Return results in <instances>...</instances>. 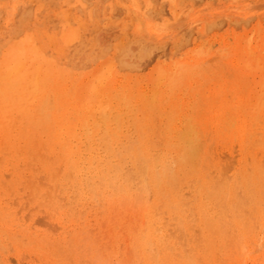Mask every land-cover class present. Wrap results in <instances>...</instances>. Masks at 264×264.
Returning a JSON list of instances; mask_svg holds the SVG:
<instances>
[{
    "label": "rangeland",
    "instance_id": "374dc122",
    "mask_svg": "<svg viewBox=\"0 0 264 264\" xmlns=\"http://www.w3.org/2000/svg\"><path fill=\"white\" fill-rule=\"evenodd\" d=\"M263 5L0 0V58L10 55L0 69V118H8L0 119V264H264ZM95 35L103 51L68 64ZM130 41L143 44L142 58L121 65L119 48Z\"/></svg>",
    "mask_w": 264,
    "mask_h": 264
},
{
    "label": "bare ground",
    "instance_id": "6f19581e",
    "mask_svg": "<svg viewBox=\"0 0 264 264\" xmlns=\"http://www.w3.org/2000/svg\"><path fill=\"white\" fill-rule=\"evenodd\" d=\"M31 1V0H30ZM157 1L158 0H148V2H149V4H156L157 3ZM237 1V0H236ZM249 1V0H248ZM261 1V0H260ZM245 2H246V0H245ZM251 2V1H250ZM248 3V2H247ZM255 3V2H254ZM254 3H252V4H254ZM133 4V3H132ZM173 4V3H172ZM237 4V3H236ZM236 4H235V6H236ZM263 4V3H262ZM9 5V4H8ZM13 5V4H12ZM12 5H10L9 7H12ZM174 5V4H173ZM255 5V4H254ZM254 5H251L250 7L252 8V10H254ZM256 5H257V3H256ZM259 5H260V3H259ZM7 6V5H6ZM128 7H129V5H127ZM264 6V5H263ZM134 7V6H133ZM233 7V6H232ZM257 7V6H256ZM237 8V7H236ZM236 8H233V9H236ZM248 7H244L243 9L245 10V9H247ZM137 9V8H136ZM232 9V8H231ZM230 9V10H231ZM241 10H242V7L240 8ZM249 9V8H248ZM247 9V10H248ZM264 9V8H263ZM10 10V9H9ZM68 10V9H67ZM66 10V11H67ZM152 10H153V8L151 7V12H152ZM196 10H198V9H196ZM200 10H201V8H200ZM229 10V11H230ZM237 10V9H236ZM255 10H256V8H255ZM254 10V11H255ZM11 11V10H10ZM12 11H14V10H12ZM11 11V12H12ZM222 11H224V10H222ZM243 11V10H242ZM254 11H252V12H254ZM263 11V10H262ZM10 12V13H11ZM200 12V11H199ZM202 12V11H201ZM200 12V13H201ZM207 12V11H206ZM208 12H210V11H208ZM207 12V13H208ZM214 12V11H213ZM217 12V11H216ZM225 12H228V11H225ZM59 13V12H58ZM139 13V12H138ZM199 13V14H200ZM229 13V12H228ZM227 13V14H228ZM238 14H239V12H237ZM245 13V12H244ZM255 13H257V12H255ZM260 13V12H259ZM262 13V12H261ZM60 14V13H59ZM194 14V13H193ZM198 14V13H197ZM246 14V13H245ZM253 15H254V13H252ZM258 14V13H257ZM51 15V14H50ZM63 14H61L60 16H62ZM64 15H65V13H64ZM63 15V16H64ZM66 15H69V12H68V14H66ZM108 15V14H107ZM139 15H140V13H139ZM233 15V14H232ZM6 16H8V15H6ZM11 16V15H10ZM59 15H58V17H60ZM181 16V15H180ZM51 17H52V15H51ZM66 17V19H67V16H64V18ZM126 17V16H125ZM191 17H192V15H191ZM134 18H136V17H134ZM134 18H132L131 19V21L134 19ZM180 18L182 19V17H177V21L178 20H180ZM5 19V18H4ZM4 19H3V21H4ZM76 19V18H75ZM80 19V18H79ZM126 19V18H125ZM196 19V18H195ZM1 20V19H0ZM9 20H10V18H9ZM8 20V21H9ZM12 20V19H11ZM134 20H136V19H134ZM189 20V19H188ZM81 21V20H80ZM80 21H79V23H80ZM174 21V20H173ZM172 21V22H173ZM6 22H7V20H6ZM82 22V21H81ZM171 22V23H172ZM248 22V21H247ZM1 23V22H0ZM10 23V22H9ZM38 23V22H37ZM186 23V22H185ZM230 23V22H229ZM235 24H237V22L235 23ZM248 24V23H247ZM5 25H6V23H5ZM31 25V24H30ZM170 25V24H169ZM172 25L173 24H171L170 26H171V28H172ZM233 25V24H232ZM245 25V24H244ZM82 26V25H81ZM5 27V26H4ZM83 27V26H82ZM111 27V26H110ZM37 28V27H36ZM139 28H140V26H139ZM2 29H5V28H3L2 27ZM26 30H27V28H25ZM41 29V28H40ZM84 29V28H83ZM181 29H183V27L181 28ZM172 29H170L169 31H171ZM42 31V30H41ZM127 31V30H126ZM146 31V30H145ZM150 31V30H149ZM158 31V30H157ZM168 31V30H167ZM168 31V32H169ZM180 31V30H179ZM254 31V30H253ZM139 32H140V30H139ZM162 32V31H161ZM28 34V33H27ZM47 34V33H46ZM154 34H156V33H154ZM161 34H163V33H161ZM166 34V33H165ZM173 34V33H172ZM0 35H1V33H0ZM158 35H160V33L158 34ZM4 35H2V37H3ZM49 36V35H48ZM162 36V35H161ZM160 36V37H161ZM6 37V36H5ZM129 37V36H128ZM159 37V38H160ZM13 38H15V37H13ZM51 38V37H50ZM88 38H89V36H88ZM159 38H157L158 40H159ZM47 39H49V38H47ZM52 39V38H51ZM54 39V38H53ZM39 40V39H38ZM49 41H50V39H49ZM53 41V40H52ZM139 42V43H138ZM16 43V42H15ZM133 44H136L137 45V48H138V50H137V52H134V49H133ZM121 45H123V44H121ZM2 46L3 45H0V49H2ZM58 46V45H57ZM17 47H18V45H17ZM57 48V47H56ZM59 48H61V47H59ZM58 49V48H57ZM24 50V49H23ZM53 50V49H52ZM61 50V49H60ZM63 50V49H62ZM65 50V49H64ZM1 51V50H0ZM33 52H35L36 50H35V48H33V50H32ZM74 51V53H73V55H69V56H67V60H68V64H70V65H75V63H76V59L77 60H80V58H82V56H85L86 58H89L92 54H94L95 52H97V53H101L102 51H103V46H102V42H101V39H100V37H99V35L98 36H94L93 37V39L91 40V42H82V45L79 47V48H77V49H75V50H73ZM21 52V51H20ZM143 52H144V46H143V44L142 43H140V41H134V42H128V43H126V44H124L123 46H121L120 48H119V62H120V64L121 65H125V66H134L133 64H134V62L135 61H137L138 59H140V58H142V55H143ZM157 52V51H156ZM240 52H244V53H246L247 51L245 50V49H242V50H240ZM248 54H251V55H253V52H251V51H249V52H247ZM160 54V53H159ZM19 55H20V53H19ZM113 55H115V54H113ZM9 57H10V55L9 54H7V52H5V53H3L2 54V56H1V58H0V69H6L7 67H8V65H9ZM65 57H63L62 59H64ZM217 59V58H216ZM44 61V60H43ZM42 61V62H43ZM217 61V60H216ZM49 62V61H48ZM29 63V62H28ZM263 64H264V62H262ZM25 64V63H24ZM44 64H46L45 62H44ZM44 64H43V66H44ZM58 64H59V62H58ZM87 64V63H86ZM32 65L33 64H31V66L29 67V69L28 70H25L24 72H23V79L21 80L20 78V80L21 81H23V83H26V84H30L31 83V75H33V72H31L32 71ZM253 65V64H252ZM251 65V66H252ZM52 68V67H51ZM20 69V66L17 68V71ZM23 70V69H22ZM16 71V72H17ZM15 72V73H16ZM19 73H21V71L19 72ZM14 75V74H13ZM17 75H18V73H17ZM41 75V74H40ZM103 76V73H100L96 78H101ZM11 77V76H10ZM13 77H15V76H13ZM143 77V76H142ZM133 78V77H132ZM138 78V77H137ZM13 79V78H12ZM124 79V78H123ZM122 80V79H121ZM109 81H111L110 79H109ZM9 82V81H8ZM11 82V81H10ZM16 82H18V81H16ZM60 82V81H59ZM124 82V81H123ZM1 83V82H0ZM13 83V82H12ZM19 84H20V82H18ZM62 83V82H61ZM69 83V82H68ZM103 83V82H102ZM117 83H119L118 81H117ZM10 84V83H9ZM54 84V83H53ZM66 84V83H65ZM16 85V84H15ZM15 85H13V86H15ZM22 86L24 85V84H21ZM39 85H41V84H39ZM52 85V84H51ZM17 86V85H16ZM19 86V85H18ZM59 86V85H58ZM10 87V86H9ZM117 87H118V85H117ZM127 87V86H126ZM143 87H144V85H143ZM11 88V87H10ZM14 88V87H13ZM18 88V87H17ZM19 89V88H18ZM29 89V88H28ZM28 89H27V91H28ZM146 89V88H145ZM9 90V89H8ZM11 90V89H10ZM120 90V89H119ZM144 90V89H143ZM189 90V89H188ZM12 91H14V90H12ZM21 91V90H20ZM39 91V90H38ZM49 91H50V89H49ZM48 91V92H49ZM96 88L95 87H91L90 88V90H89V92L91 93V94H96ZM11 92V91H10ZM15 92H16V90H15ZM51 92H52V90H51ZM124 92H127V91H124ZM144 92V91H143ZM4 93V92H3ZM9 93V92H8ZM20 93H22V92H20ZM38 93V92H37ZM120 93V92H119ZM12 94H13V92H12ZM16 94V93H15ZM14 94V95H15ZM56 94V93H55ZM1 95V94H0ZM17 95V94H16ZM39 95V94H38ZM48 95V94H47ZM130 95V94H129ZM10 96H12L11 94H10ZM31 96V95H30ZM55 96V95H54ZM180 96H181V94H180ZM1 97H3L4 98V95L3 96H1ZM50 97V96H49ZM56 97V96H55ZM69 97H70V95H69ZM183 97V96H182ZM11 98V97H10ZM39 98V97H38ZM64 98V97H63ZM1 99V98H0ZM54 99V98H53ZM137 99V98H136ZM4 100V99H3ZM10 100V99H9ZM34 100H36L35 98H34ZM43 100V99H42ZM60 100V99H59ZM134 100V99H133ZM183 100V99H182ZM1 101V100H0ZM11 101V100H10ZM18 101V100H17ZM20 101V100H19ZM39 101V100H38ZM44 101V100H43ZM58 101V100H57ZM189 101V100H188ZM191 101V100H190ZM5 101H3V103H4ZM7 102H9V101H7ZM15 103H16V101H14ZM34 102V101H33ZM58 102H60V101H58ZM127 102H128V100H127ZM1 103V102H0ZM11 103V102H10ZM28 103V102H27ZM43 103V102H42ZM46 103H48L47 102V100H46ZM61 103V102H60ZM71 103V102H70ZM75 103V102H74ZM110 103V102H109ZM112 103V102H111ZM116 103V102H115ZM231 103V102H230ZM2 104V103H1ZM6 104V103H5ZM8 104V103H7ZM7 104H6V107H7ZM12 104V103H11ZM33 104V103H32ZM35 104V103H34ZM72 104V103H71ZM124 104V103H123ZM16 105H17V103H16ZM31 105V104H30ZM40 105H42V104H40ZM53 105V104H52ZM56 105V104H55ZM104 105V104H103ZM102 105V106H103ZM111 105V104H110ZM113 105V104H112ZM111 105V106H112ZM1 106V105H0ZM10 106H12V105H10ZM15 106V105H14ZM20 106V105H19ZM125 106V105H124ZM134 106V105H133ZM138 106V105H137ZM189 106V105H188ZM256 105H253L252 107H255ZM5 107V108H6ZM21 107V106H20ZM33 107V106H32ZM32 107H31V112H33V110H32ZM38 107V106H37ZM57 107V106H56ZM109 107V106H108ZM122 107V106H121ZM128 107V106H127ZM136 107V106H135ZM2 108V107H1ZM9 108H11V107H9L8 106V109ZM22 108V107H21ZM34 108V107H33ZM43 108V107H42ZM64 108V107H63ZM130 108V107H129ZM167 108V107H166ZM179 108V107H178ZM7 109V108H6ZM27 109H28V107H27ZM37 109H40L39 107L37 108ZM54 109V108H53ZM53 109H51V111L53 110ZM65 109V108H64ZM69 109V108H68ZM94 109V108H93ZM108 109V108H107ZM111 109V108H110ZM109 109V110H110ZM134 109V108H133ZM137 109H138V107H137ZM5 110V109H4ZM29 110V111H30ZM55 110V109H54ZM76 110V109H75ZM95 110V109H94ZM113 110V109H112ZM124 110V109H123ZM168 110V109H167ZM1 111V110H0ZM23 111V110H22ZM38 111V110H37ZM125 111V110H124ZM123 111V112H124ZM128 111V110H127ZM127 111H126V113H127ZM11 112V111H10ZM14 112V111H13ZM31 112H29V113H31ZM46 112V111H45ZM95 112V111H94ZM97 112V111H96ZM5 113V112H4ZM21 113V112H20ZM35 113V112H34ZM43 113V112H42ZM55 113V112H54ZM189 113H190V111H189ZM245 113V112H244ZM8 114V113H7ZM7 114H5V115H7ZM33 114V113H32ZM46 114V113H45ZM49 114V113H48ZM58 114V113H57ZM97 114V113H96ZM116 114V113H115ZM16 115V114H15ZM18 115H19V112H18ZM27 115V114H26ZM29 115V114H28ZM35 115V114H34ZM62 115V114H61ZM66 115H67V113H66ZM77 115V114H76ZM112 115V114H111ZM119 115V114H118ZM132 115V114H131ZM31 116V115H30ZM40 116H41V114H40ZM39 116V117H40ZM50 116H52L51 114H50ZM57 116V115H56ZM97 116V115H96ZM123 116V115H122ZM140 116V115H139ZM8 117V116H7ZM14 117V116H13ZM34 117V116H33ZM111 117H114V115L113 116H111ZM135 117H136V114H135ZM4 118H6L5 116H4ZM3 118V116H2V118H0L1 120L2 119H4ZM10 118V117H9ZM21 118V117H20ZM22 118H24L23 116H22ZM40 118H42V117H40ZM57 118V117H56ZM59 118H61V117H59ZM78 118V117H77ZM80 118H81V115H80ZM85 118V117H84ZM128 118V117H127ZM6 119H8V118H6ZM11 119V118H10ZM27 119V118H26ZM34 120H35V117L33 118ZM72 119V118H71ZM89 119V118H88ZM113 119V118H112ZM123 119V118H122ZM164 119V118H163ZM5 120V119H4ZM28 120V119H27ZM52 120V119H51ZM78 120V123H79V119H77ZM82 120V119H81ZM91 120V119H90ZM95 120V119H94ZM109 120V119H108ZM107 120V121H108ZM114 120V119H113ZM125 120H126V118H125ZM132 120V119H131ZM130 120V121H131ZM156 120V119H155ZM181 120V119H180ZM6 121V120H5ZM25 121V120H24ZM53 121V120H52ZM96 121V120H95ZM120 121V120H119ZM248 121V120H247ZM247 121H245V122H247ZM1 122V121H0ZM2 122H4V121H2ZM8 122V121H7ZM67 122V121H66ZM77 122V121H76ZM81 122V121H80ZM101 122V121H100ZM110 122V120L108 121V123ZM126 122V121H125ZM155 122V121H154ZM157 122V121H156ZM4 123H6V122H4ZM35 123V122H34ZM38 123V122H37ZM53 123V122H52ZM72 123V122H71ZM88 123V122H87ZM98 123V122H97ZM102 123V122H101ZM120 123H121V121H120ZM127 123V122H126ZM180 123H181V121H180ZM183 123V122H182ZM14 124V123H13ZM23 124V123H22ZM48 124V123H47ZM55 124V123H54ZM80 124V123H79ZM94 124V123H93ZM123 124V123H122ZM164 124V123H163ZM162 124V125H163ZM179 124V123H178ZM246 124V123H245ZM11 125V124H10ZM10 125H8V127L10 126ZM27 125V124H26ZM58 125H60V124H58ZM70 125V124H69ZM69 125L67 126V127H69ZM72 125V124H71ZM75 125V124H74ZM104 125H105V123H104ZM108 125V124H107ZM111 125H112V122H111ZM114 125V124H113ZM116 125V124H115ZM126 125V124H125ZM248 125V124H247ZM264 125V124H263ZM25 126V125H24ZM28 126V125H27ZM27 126H25V127H27ZM32 126V125H31ZM62 126V125H61ZM60 126V127H61ZM65 126V127H66ZM121 126H123L124 127V125H121ZM18 126H16V128H17ZM29 127V126H28ZM55 127V126H54ZM52 128V129H54L55 130V128ZM58 127V126H57ZM79 127V126H78ZM115 127V126H114ZM135 127V126H134ZM178 127V126H177ZM221 127V126H220ZM240 127V126H239ZM243 127V126H242ZM240 128V131L239 132H243L245 129H243V128ZM248 127V126H247ZM246 127V128H247ZM2 128V127H1ZM4 128V127H3ZM47 128V127H46ZM50 128V127H49ZM48 128V129H49ZM76 128V127H75ZM100 128V127H99ZM98 128V129H99ZM103 129H104V127H102ZM120 128V127H119ZM136 128V127H135ZM182 128V127H181ZM13 129V128H12ZM17 129H19V128H17ZM21 129V128H20ZM19 129V131L21 132V133H26V131L25 132H22L21 130ZM44 129H45V127H44ZM47 129V130H48ZM70 129V128H69ZM97 128H95V130H96ZM101 129V128H100ZM116 129V128H115ZM125 129H126V127H125ZM235 129V128H234ZM236 129H239V128H236ZM16 130V129H15ZM32 130V129H31ZM59 130V129H58ZM61 130V129H60ZM71 130V129H70ZM73 130H74V128H73ZM88 130H89V128H88ZM90 130H92V129H90ZM106 130V129H105ZM127 130V129H126ZM13 131H14V129H13ZM35 131V130H34ZM66 130L64 129V132H65ZM75 131V130H74ZM78 131H79V129H78ZM93 131L94 130H92V136L93 135H95V134H93ZM116 131V130H115ZM118 131H120V130H118ZM117 131V132H118ZM195 131V130H194ZM248 131H249V129H248ZM1 132H2V130H1ZM4 132V131H3ZM18 132V131H17ZM30 132H32V131H30ZM42 132V131H41ZM63 132V133H64ZM83 132H84V130H83ZM236 132H237V130H236ZM241 132V133H242ZM245 132V131H244ZM243 132V133H244ZM5 133V132H4ZM10 133H14V132H11L10 131ZM29 133V132H28ZM27 133V134H28ZM48 133V132H47ZM61 133H62V131H61ZM75 133V132H74ZM81 133V132H80ZM91 133V132H90ZM96 133V132H95ZM99 133V132H98ZM103 133H104V131H103ZM119 133V132H118ZM117 133V134H118ZM122 133V132H121ZM128 133V132H127ZM211 133V132H210ZM228 133V132H227ZM8 134H9V132H8ZM26 134V135H27ZM136 134V133H135ZM149 134V133H148ZM237 134V133H236ZM249 134V133H248ZM10 135V134H9ZM14 135V134H13ZM12 135V136H13ZM47 135V134H46ZM49 135V134H48ZM51 135V134H50ZM57 135V134H56ZM68 135V134H67ZM86 135V134H85ZM103 135V134H102ZM110 135V134H109ZM112 135V134H111ZM119 135V134H118ZM125 134H123L122 133V136H124ZM161 135V134H160ZM176 135V134H175ZM245 135V134H244ZM1 136V135H0ZM7 136V135H6ZM43 136V135H42ZM54 136V135H53ZM87 136V135H86ZM96 136V135H95ZM100 136H101V134H100ZM105 136V135H104ZM122 136H120V137H122ZM144 136V135H143ZM173 136V135H172ZM188 136H189V134H188ZM15 137V136H14ZM32 137V136H31ZM40 137V136H39ZM63 137V136H62ZM80 137V136H79ZM97 137H98V135L96 136V140H97ZM131 137V136H130ZM146 137V136H145ZM145 137H144V139H145ZM149 137H151V136H149ZM235 137V136H234ZM11 138V137H10ZM22 138H23V136H22ZM25 138V137H24ZM38 138V137H37ZM36 138V139H37ZM58 138V137H57ZM60 138V137H59ZM95 138V137H94ZM111 137H109V140H111L110 139ZM136 138H137V136H136ZM147 138V137H146ZM163 138V137H162ZM213 138V137H212ZM239 138V137H238ZM245 138H246V136H245ZM5 139H8L7 137L5 138ZM12 139V138H11ZM16 139V138H15ZM18 139V138H17ZM27 139H28V137L26 138V143H27ZM70 139V138H69ZM73 139V138H72ZM80 139V138H79ZM93 139V138H92ZM115 139V138H114ZM240 139V138H239ZM254 139V138H253ZM10 140V139H9ZM23 140V139H22ZM39 140V139H38ZM45 141H46V139H44ZM48 140V139H47ZM50 140V139H49ZM74 140V139H73ZM85 140V139H84ZM105 140H107V139H105ZM118 140V139H117ZM125 140V139H124ZM166 140H167V138H166ZM242 140V139H241ZM245 140V139H244ZM3 141V140H2ZM12 141V140H11ZM10 141V143H14V141L15 142H17L16 140H14L13 142H11ZM35 141V140H34ZM44 141V142H45ZM54 141L55 140H53V143H54ZM60 141H62V140H60ZM64 141V140H63ZM120 141V140H119ZM145 141V140H144ZM150 142H151V138H150V140H149ZM175 141V140H174ZM183 141V140H182ZM212 141H213V139H212ZM255 141V140H254ZM37 142V141H36ZM51 142V141H50ZM71 142V141H70ZM78 142V141H77ZM85 142H87L86 140H85ZM96 141L94 140V144H96L95 143ZM107 142V141H106ZM112 142V141H111ZM146 142V141H145ZM176 142V141H175ZM218 142V141H217ZM235 142V141H234ZM237 142V141H236ZM241 142V141H240ZM6 143V142H5ZM38 143V142H37ZM49 143V142H48ZM82 143V142H81ZM93 143V142H92ZM99 143V142H98ZM108 143H110V141L108 142ZM113 143V142H112ZM117 143V142H116ZM115 143V144H116ZM152 143V142H151ZM162 143V142H161ZM168 143H169V141H168ZM213 143V142H212ZM15 144V143H14ZM39 144H41V141H40V143ZM46 144V143H45ZM55 144V143H54ZM76 144V143H75ZM88 144V143H87ZM102 144H105V143H103L102 142ZM107 144V143H106ZM111 144V143H110ZM114 144V146L115 147H117L116 145ZM163 144V143H162ZM235 144V143H234ZM243 144V143H242ZM241 144V145H242ZM0 145H1V143H0ZM9 145V144H8ZM28 145H31V144H28ZM77 145H78V143H77ZM76 145V146H77ZM99 145H100V143H99ZM120 145V144H119ZM143 145V144H142ZM148 145V144H147ZM146 144H145V146H147ZM207 145H208V143H207ZM229 145V144H228ZM232 145H233V143H232ZM12 146V145H11ZM18 146V145H17ZM21 146V145H20ZM25 146V145H24ZM37 146V145H36ZM48 146V145H47ZM50 146V145H49ZM60 146V145H59ZM70 146H73V144L71 143L70 144ZM75 146V145H74ZM73 146V147H74ZM76 146H75V150H76ZM82 146V145H81ZM110 146V145H109ZM139 146V145H138ZM149 146H151V145H149ZM162 146V145H161ZM205 146H206V143H205ZM204 146V147H205ZM213 146V145H212ZM211 146V147H212ZM215 146V145H214ZM222 146V145H221ZM230 146V145H229ZM239 145H237V147H238ZM1 147V146H0ZM29 148H30V146H28ZM55 147V146H54ZM61 147V146H60ZM103 147V146H102ZM118 147H120V146H118ZM117 147V148H118ZM187 147V146H186ZM7 148V147H6ZM11 148V147H10ZM28 148V149H29ZM36 149H37V147H35ZM47 148V147H46ZM56 148V147H55ZM64 148H65V146H64ZM79 148V147H78ZM85 148V147H84ZM94 148V147H93ZM93 148H92V150H93ZM104 148V147H103ZM113 148V147H112ZM141 148V147H140ZM150 148V147H149ZM148 148V149H149ZM153 148V147H152ZM156 148V147H155ZM206 148V147H205ZM229 148V147H228ZM8 149V148H7ZM13 148H11V150H12ZM88 149V148H87ZM100 149V148H99ZM110 149V148H109ZM120 149V148H119ZM147 149V150H148ZM154 149V148H153ZM221 149V148H220ZM10 150V151H11ZM22 150H23V148H22ZM27 149H25L24 151H26ZM33 150V149H32ZM48 150H50V149H48ZM61 150V149H60ZM71 150V149H70ZM75 150H74V153H76L75 152ZM85 150V149H84ZM101 150V149H100ZM106 150V149H105ZM104 150V151H105ZM118 150V149H117ZM204 150V149H203ZM210 150H211V148H210ZM210 150H209V153H211L210 152ZM214 150V149H213ZM222 150V149H221ZM8 151H9V149H8ZM28 151V150H27ZM30 151V150H29ZM44 151V150H43ZM51 151V150H50ZM63 151V150H62ZM65 151H66V149H65ZM90 151V150H89ZM94 151V150H93ZM102 151V150H101ZM103 151V152H104ZM107 151H108V149H107ZM118 151H120V150H118ZM117 151V152H118ZM155 151V150H154ZM159 151H160V149H159ZM159 151H158V154H159ZM163 151V150H162ZM244 151V150H243ZM6 152V151H5ZM4 152V153H5ZM52 152V151H51ZM54 152V151H53ZM85 152H87L88 153V151H85ZM90 152H92V151H90ZM90 152H89V154H90ZM106 152V151H105ZM109 152V151H108ZM114 152H116V151H114ZM142 152H143V148H142ZM161 152V151H160ZM165 152V151H164ZM164 152H162L163 154H164ZM168 152H169V150H168ZM216 152V151H215ZM225 152V151H224ZM230 152V151H229ZM7 153V152H6ZM32 153V152H31ZM40 154H41V152H39ZM45 153H46V151H45ZM56 153V152H55ZM66 153H67V151H66ZM65 153V154H66ZM71 153V152H70ZM81 153V152H80ZM156 153V152H155ZM167 153V152H166ZM171 153V152H170ZM205 153V152H204ZM213 153V152H212ZM11 154V153H10ZM13 154H15V152L13 153ZM47 154H50V153H47ZM61 154V153H60ZM63 154V153H62ZM72 154V153H71ZM84 154V153H83ZM113 154V153H112ZM115 154V153H114ZM113 154V157L112 158H114L115 157V159H116V154L114 155ZM140 154V153H139ZM161 154V153H160ZM181 154H182V152H181ZM195 154V153H194ZM219 154V153H218ZM221 154V153H220ZM229 154V153H228ZM234 154V153H233ZM235 154H236V152H235ZM27 154L24 152V157L26 156ZM31 155V154H30ZM46 155V154H45ZM74 155V154H73ZM76 155V154H75ZM111 155V154H110ZM144 155V154H143ZM151 155V154H150ZM168 155V154H167ZM199 155V154H198ZM205 155V154H204ZM237 155V154H236ZM256 155H257V153H256ZM11 156H13V155H11ZM14 156H16V154L14 155ZM13 156V157H14ZM57 156V155H56ZM78 156H80V155H78ZM78 156H76V157H78ZM108 156V155H107ZM158 156V155H157ZM172 156H174L173 154H172ZM171 156V157H172ZM178 156V155H177ZM203 156V155H202ZM217 156V155H216ZM261 156V155H260ZM13 157H11V158H13ZM28 157L29 156H27V159H28ZM67 157V156H66ZM75 157V158H76ZM84 157V156H83ZM82 157V158H83ZM176 157V156H175ZM212 157V156H211ZM229 157V156H228ZM262 157V156H261ZM21 158H23L22 156H21ZM62 158H63V156H62ZM79 158V157H78ZM87 158V157H86ZM95 158V157H94ZM110 158V157H109ZM145 158V157H144ZM146 158H147V155H146ZM160 158V157H159ZM168 158V157H167ZM173 158V157H172ZM177 158V157H176ZM201 158V157H200ZM215 158V157H214ZM217 158V157H216ZM29 159H31L30 157H29ZM38 159V158H37ZM60 159H61V156H60ZM70 159V158H69ZM84 159H85V157H84ZM111 159V158H110ZM148 159H149V157H148ZM211 159V158H210ZM236 159H238V158H236ZM258 159V158H257ZM261 159H263V158H261ZM26 160V159H25ZM55 160V159H54ZM91 160V159H90ZM103 160V159H102ZM106 160V162H107V159H105ZM112 160V159H111ZM117 160V159H116ZM146 160V159H145ZM151 160V159H150ZM149 160V161H150ZM164 160H166V158L164 157ZM163 160V161H164ZM170 160V159H169ZM177 160V159H176ZM205 160V159H204ZM231 160V159H230ZM230 160H228L229 162H230ZM45 161V160H44ZM61 161H63V160H61ZM70 161V160H69ZM80 161H81V159H80ZM124 161V160H123ZM171 161V160H170ZM201 161H202V159H201ZM208 161V160H207ZM216 161H218V160H216ZM248 161H250V160H248ZM29 162V161H28ZM57 162V161H56ZM73 162V161H72ZM84 162V161H83ZM106 162H104L105 164H106ZM113 162H114V159H113ZM152 162V161H151ZM154 162V161H153ZM152 162V164H154ZM206 162V161H205ZM212 162V161H211ZM210 162V163H211ZM257 162V161H256ZM38 163H40V162H38ZM52 163V162H51ZM76 163H78V162H76ZM80 163V162H79ZM98 163H99V161H98ZM109 163H110V161H109ZM115 163V162H114ZM118 163V162H117ZM158 163V162H157ZM207 163V162H206ZM222 163V162H221ZM232 163H233V161H232ZM232 163H231V165H232ZM42 164V163H41ZM40 164V165H41ZM60 164V163H59ZM73 164V163H72ZM101 164V163H100ZM120 164V163H119ZM147 164V163H146ZM159 164H161V163H159ZM164 164V163H163ZM166 164V163H165ZM170 164V163H169ZM201 164V163H200ZM219 164H220V162H219ZM223 164V163H222ZM53 165V164H52ZM61 165H62V163H61ZM77 165V164H76ZM118 165V164H117ZM116 165V166H117ZM121 165V164H120ZM208 165H209V163L207 164V165H205V166H207L208 167ZM215 165V164H214ZM217 165V164H216ZM228 165H230V163L228 164ZM42 166H45V165H43L42 164ZM51 166V165H50ZM73 166V165H72ZM108 166H111V165H109L108 164ZM147 166V165H146ZM151 166V165H150ZM153 166V165H152ZM218 166V165H217ZM235 166H237V165H235ZM103 167V166H102ZM101 167V168H102ZM148 167V166H147ZM156 167V166H155ZM251 167V166H250ZM47 168H48V164H47ZM120 168V167H119ZM123 168V167H122ZM53 169V168H52ZM85 169H86V167H85ZM114 169H116V168H114ZM214 169V168H213ZM219 169V168H218ZM223 169H225L224 168V166H223ZM222 169V170H223ZM231 169H233V168H231ZM68 170V169H67ZM113 170V169H112ZM153 170V169H152ZM195 170H196V168H195ZM230 170V169H229ZM236 170V169H235ZM234 170V171H235ZM240 170V169H239ZM238 170V171H239ZM45 172H46V170H44ZM48 171H49V169H48ZM60 171V170H59ZM72 171V170H71ZM123 171V170H122ZM150 171H151V169H150ZM156 171V170H155ZM158 171V170H157ZM231 171V170H230ZM103 173H104V171H102ZM149 172V171H148ZM227 172V171H226ZM225 171H224V174L226 173ZM253 172H254V170H253ZM108 173H110V171L108 172ZM122 173V172H121ZM158 173V172H157ZM234 173H236V171L234 172ZM238 173V172H237ZM264 173V172H263ZM49 174H50V171H49ZM72 174V173H71ZM86 174V173H85ZM106 174V173H105ZM105 174H103L104 175V177L103 178H105L106 176H105ZM110 174H113V173H110ZM117 174V173H116ZM164 174H165V172H164ZM222 174H223V172H222ZM228 174V173H227ZM80 175V174H79ZM106 175H108V174H106ZM118 175H119V173H118ZM152 176L151 174H148V176ZM166 175V174H165ZM237 175H239V173L237 174ZM111 176V175H110ZM124 176V175H123ZM122 176V177H123ZM155 176V175H154ZM153 176V177H154ZM160 176V175H159ZM233 176V175H232ZM255 176V175H254ZM72 177H73V175H72ZM81 177V176H80ZM97 177V176H96ZM112 177V176H111ZM117 177V176H116ZM245 177V176H244ZM50 178V177H49ZM70 178H71V175H70ZM108 178V177H107ZM110 178V177H109ZM113 178V177H112ZM125 178V177H124ZM160 178V177H159ZM243 178V177H242ZM251 178V177H250ZM77 179V178H76ZM79 179V178H78ZM97 179H98V177H97ZM116 179V178H115ZM119 179V178H118ZM117 179V180H118ZM151 179H153L152 177H151ZM229 179V178H228ZM227 179V180H228ZM231 179V181H232V177L230 178ZM233 179H236L235 177L233 178ZM71 180H72V178H71ZM105 180H106V178H105ZM159 180H161V179H159ZM199 180V179H198ZM201 180V179H200ZM205 180V179H204ZM88 181V180H87ZM115 181V180H114ZM127 181V180H126ZM153 181V180H152ZM202 181V180H201ZM234 181V180H233ZM249 182H250V180H248ZM81 182V181H80ZM119 182V181H118ZM241 182H243V180L241 181ZM74 183V182H73ZM120 183H121V181H120ZM160 183V182H159ZM245 183V182H244ZM82 184V183H81ZM117 184V183H116ZM162 184V183H161ZM207 184V183H206ZM87 185H88V182H87ZM160 185V184H159ZM89 186V185H88ZM162 186V185H161ZM164 186V185H163ZM206 186V185H205ZM87 187V186H86ZM153 187V186H152ZM165 187V186H164ZM208 187V186H207ZM154 188V187H153ZM158 188V187H157ZM163 188V187H162ZM203 189V188H202ZM164 190H166V189H164ZM163 191V190H162ZM167 191V190H166ZM209 191V190H208ZM72 192V191H71ZM80 193V192H79ZM231 194V193H230ZM82 195V194H81ZM202 196V195H201ZM72 198V197H71ZM172 199V198H171ZM170 200V199H169ZM172 202V201H171ZM173 202H175V201H173ZM176 206V205H175ZM63 207V206H62ZM153 207V206H152ZM151 207V208H152ZM199 207H201V206H199ZM155 208V207H154ZM204 207H202V209H203ZM208 208V207H207ZM209 208H210V205H209ZM2 209V208H1ZM149 209H150V207H149ZM178 209H180L179 207L176 209V210H178ZM201 209V208H200ZM155 210H156V208H155ZM210 210V209H209ZM2 211V210H1ZM206 211V210H205ZM146 212V211H145ZM208 213V212H207ZM145 214V213H144ZM152 215H153V213H151ZM156 214V213H155ZM178 214H179V212H178ZM152 215H149V216H152ZM156 217V216H155ZM158 217V216H157ZM261 217V216H260ZM148 218V217H147ZM146 218V219H147ZM151 218H153V217H151ZM145 219V221H148V220H146ZM156 219H158V218H156ZM158 221V220H157ZM146 223H149V222H146ZM157 223V222H156ZM263 223V222H262ZM146 225V224H145ZM150 225V224H149ZM237 225V224H236ZM240 225V224H239ZM153 226V225H152ZM151 226V227H152ZM156 226H158L159 227V224H156ZM162 226V225H161ZM164 227V226H163ZM237 227V226H236ZM262 227V226H261ZM2 229V228H1ZM162 229V228H161ZM165 229V228H164ZM4 230V229H3ZM142 230H143V228H142ZM238 230V229H237ZM146 231V230H145ZM161 231V230H160ZM170 231V230H169ZM1 232V231H0ZM4 232V231H3ZM157 232V231H156ZM241 232V231H240ZM159 233H161V232H159ZM144 235V234H143ZM161 235V234H160ZM164 235H162V237H163ZM166 236V235H165ZM145 237H147V236H145ZM161 237V236H160ZM159 237V238H160ZM161 237V238H162ZM165 238V237H164ZM163 238V239H164ZM142 239H146V238H141V241H142ZM163 239H159V240H161V245L163 244L162 243V240ZM166 240V239H165ZM143 241H146V240H143ZM142 241V242H143ZM149 241V240H148ZM147 241V242H148ZM156 242H157V235H156ZM250 242V241H249ZM152 243V242H151ZM158 243V245H159V242H157ZM165 243V242H164ZM143 244V243H142ZM150 244V243H149ZM156 244V243H155ZM144 246V245H143ZM145 246H146V244H145ZM244 249H245V247H244Z\"/></svg>",
    "mask_w": 264,
    "mask_h": 264
}]
</instances>
